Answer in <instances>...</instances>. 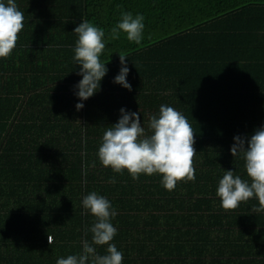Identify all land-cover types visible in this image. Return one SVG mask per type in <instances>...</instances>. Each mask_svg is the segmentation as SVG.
I'll list each match as a JSON object with an SVG mask.
<instances>
[{
    "label": "trees",
    "instance_id": "trees-1",
    "mask_svg": "<svg viewBox=\"0 0 264 264\" xmlns=\"http://www.w3.org/2000/svg\"><path fill=\"white\" fill-rule=\"evenodd\" d=\"M15 3L24 27L0 58V264H56L82 253L96 220L82 204L92 192L117 213L111 243L122 264H264V213L251 211L258 200L225 210L216 195L224 171L248 179L244 159L231 154L234 138L264 128V0ZM122 12L143 15L140 44L122 31L111 39ZM84 20L105 32L108 72L80 101L74 31ZM119 54L131 91L114 83ZM161 105L183 114L195 137V180L172 191L161 174L133 180L98 157L122 108L140 112L151 135Z\"/></svg>",
    "mask_w": 264,
    "mask_h": 264
},
{
    "label": "clouds",
    "instance_id": "clouds-1",
    "mask_svg": "<svg viewBox=\"0 0 264 264\" xmlns=\"http://www.w3.org/2000/svg\"><path fill=\"white\" fill-rule=\"evenodd\" d=\"M24 27V13L18 10L15 0L0 2V58L11 55L18 41V34ZM143 15L135 17L130 12L121 13V21L113 27L111 39H119L120 32L126 34L130 42L140 44L144 30ZM78 41L74 49V60L80 67L83 77L76 86L80 101H87L100 89L102 79L108 69L100 57L105 50V32L84 20L76 28ZM120 55L121 69L114 83L131 91L127 81L129 68L127 58ZM77 110L84 108L83 103L76 105ZM121 118L113 126L106 127L98 157L102 165L110 167L116 173L127 170L133 180L140 174H161L163 186L172 191L180 181H194V131L186 117L173 107L161 105L159 116H152L148 122V135L141 125L140 112H128L121 109ZM231 148L234 158L241 157L245 161L248 179L235 175L234 171H224L219 181L216 195L221 199L225 210H234L242 202L252 198L258 200L259 207L253 206L252 213H264V128L255 131L250 138H234ZM110 183H116L111 179ZM83 208L96 218L90 231L92 241L83 242V251L67 258H59L56 264H122L123 253L111 243L117 229L111 223L117 213L111 203L95 192L85 196ZM71 221H68L70 223ZM49 244L52 237L48 236ZM107 246V254L98 255L95 246Z\"/></svg>",
    "mask_w": 264,
    "mask_h": 264
},
{
    "label": "crops",
    "instance_id": "crops-1",
    "mask_svg": "<svg viewBox=\"0 0 264 264\" xmlns=\"http://www.w3.org/2000/svg\"><path fill=\"white\" fill-rule=\"evenodd\" d=\"M54 5H51V7H53ZM42 10V9H41Z\"/></svg>",
    "mask_w": 264,
    "mask_h": 264
}]
</instances>
